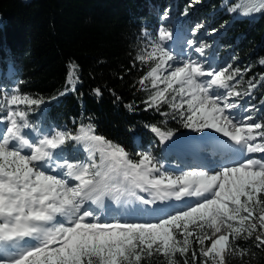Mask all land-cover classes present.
<instances>
[{
    "label": "snow or ice",
    "instance_id": "obj_1",
    "mask_svg": "<svg viewBox=\"0 0 264 264\" xmlns=\"http://www.w3.org/2000/svg\"><path fill=\"white\" fill-rule=\"evenodd\" d=\"M228 11L264 14V0H243ZM172 37L161 25L158 37L135 57L148 70L132 87L147 93L145 111L165 117L164 128L145 127L161 144L172 141L169 148L177 153L200 162L209 156L220 160L177 174L151 150L134 158L97 134L93 123L75 131L39 126L30 115L40 111L38 119H46L42 106L58 97L0 84V264H152L159 257L161 264H227L229 254H248L241 241L264 249V156L251 155L264 153V112L233 99L252 97L264 86V73L244 82L251 66L178 57L166 47ZM187 43L205 56L206 45ZM259 64L264 66V58ZM77 69L70 63L67 90L75 91L80 82ZM242 82L246 87L239 90ZM93 92L102 95L99 88ZM126 107L135 110L134 104ZM167 119L204 135L173 140ZM106 200L118 208L106 206ZM167 201L184 203L151 207ZM132 203L146 207H126Z\"/></svg>",
    "mask_w": 264,
    "mask_h": 264
},
{
    "label": "trees",
    "instance_id": "obj_2",
    "mask_svg": "<svg viewBox=\"0 0 264 264\" xmlns=\"http://www.w3.org/2000/svg\"><path fill=\"white\" fill-rule=\"evenodd\" d=\"M236 3L243 0H227V4L224 0H0V84L46 99L58 97L42 106L46 119H38L40 111L30 115L39 126L75 131L82 123H93L97 134L124 146L136 158L137 152L152 150L156 140L145 125L164 128L165 117L145 111L142 101L147 93L138 85L132 87L148 70L135 57L155 38L159 17L170 7L179 20L178 29L191 31L201 25L217 32L214 41L206 40L204 45L209 56L218 54V65L251 66L244 82L264 73L259 64L264 58V14L243 17L239 11L229 12ZM70 63L78 65L80 82L75 91L67 90ZM244 82L239 90L246 87ZM95 88L102 95H95ZM262 98L264 86L252 97L233 99L255 104L264 112ZM128 104H134L135 110L129 111ZM163 110L168 111L167 106ZM166 127L175 135L185 132L177 120L167 119ZM240 243L249 248L251 258L229 264H264V249L255 248L252 240ZM162 260L154 258L152 264Z\"/></svg>",
    "mask_w": 264,
    "mask_h": 264
},
{
    "label": "rangeland",
    "instance_id": "obj_3",
    "mask_svg": "<svg viewBox=\"0 0 264 264\" xmlns=\"http://www.w3.org/2000/svg\"><path fill=\"white\" fill-rule=\"evenodd\" d=\"M173 10H174V8L170 7L168 10H166L164 13H162L160 15V17H159L160 24L163 25V26H167L172 31L173 37H174L176 32L182 33L181 35H179L180 39L182 40V43L180 44L179 49H177V48H175L174 45L171 46V43H170L171 40H170V41L167 42L166 47H168L170 50H172L178 57H181V56L187 57L188 54H191L193 58H196V59H199V60H205V59L213 60V62L215 64H217L218 63L217 61H219V58H217L218 54H216L217 57L216 56L213 57V56H209L208 53H205V56L202 57V56H200L199 53H196L194 51V49L190 48L188 46V43H187L189 40H195L198 44L199 43H203L204 44L206 42V40H213L214 41V37L217 36V32H209V31H207L206 28H204L202 26L199 27L198 29H197V27L193 28V29H197L195 31V34H193V30L188 31L186 29H183V30L178 29L177 23L179 22V20H177L176 16L174 15V11ZM165 13L168 16V19H166V20L163 19V16L165 15ZM155 35H156L155 38L158 37V30H157ZM173 37H172V39H173ZM221 65L222 66H226L227 63L223 62ZM240 104L243 105V104H245V102L242 101V102H240ZM241 114L243 115L244 113H241ZM0 115H3V114L0 113ZM179 125H180L181 128H183L180 123H179ZM2 127H3V125H0V128H2ZM184 133H180V134H183V135H178L177 134L178 136L175 135L174 137H179L181 139H184L185 135L189 136V137H194V136L195 137H199V136L204 135L202 133L191 132L189 129H185ZM154 137H155V135H154ZM155 139H156L155 142L151 146V148H152L151 151L164 164V167L166 169H169V170H171V171H173V172L178 174L181 168H183L185 170H188L189 168L198 167L197 166L198 164H197L196 161H194V159H188L187 158V159H184L182 161V159L179 158V155H177L176 153H174L172 151L167 153L165 151L164 144H161L160 141L156 137H155ZM169 143L172 144V141H169ZM81 155H86V154H84L81 151ZM251 155L253 157H260V156H264V153H253ZM174 156H175V158H174ZM178 159L181 160V161H179ZM216 160L219 161L220 157H217ZM215 162H212V158H211V156H209V159L206 161L205 164L209 165V164H212V163L214 164ZM174 165H177V166H174ZM207 165H205V166H207ZM139 195L143 196L146 199L150 198L148 193H146V192H141V193H139ZM164 204L165 205L166 204H168V205L173 204L172 208H174L176 206H181L182 202H178L177 203V201H167ZM161 205H163V204H161ZM114 207L117 209V206L115 204H114ZM126 207L127 208H137L138 206L135 203H132V204H128ZM152 207H154V206H152ZM249 258H251L249 253L247 255L243 256L242 258L241 257H236L234 255L229 254V255H227V264L238 262V261H240L242 259H249Z\"/></svg>",
    "mask_w": 264,
    "mask_h": 264
},
{
    "label": "bare ground",
    "instance_id": "obj_4",
    "mask_svg": "<svg viewBox=\"0 0 264 264\" xmlns=\"http://www.w3.org/2000/svg\"><path fill=\"white\" fill-rule=\"evenodd\" d=\"M182 33H179V32H176L175 33V35H174V37L176 38L175 39V42L173 43V44H171V46H175V48H177V49H179V46H180V44L182 43V40L180 39V37H179V35H181ZM179 37V38H178ZM185 134V133H184ZM178 135H183V134H178ZM177 135V136H178ZM188 135V134H187ZM209 135H212V136H215V137H217L219 140L220 139H223V138H225V137H222V136H219V134H216V133H209ZM195 137V136H194ZM179 137H174L173 138V140H177ZM186 138H189V136H186L185 135V137H184V139H186ZM179 139H181V138H179ZM224 142L225 143H228V144H231V142L230 141H227V138H225L224 139ZM169 145H171V143H169V141H167V142H165L164 143V147H167V148H165V151L168 153V152H170V151H172V152H174V153H176L177 155H179V158H181L182 159V161L184 160V159H194L190 154H180V153H177L176 151H174V150H172V149H170L169 148ZM172 154V153H171ZM174 155V154H173ZM217 157H219V156H215V157H213V156H211V158H212V162H215V161H217L216 160V158ZM174 158H175V156H174ZM179 160V159H178ZM179 161H181V160H179ZM194 161H196L195 159H194ZM197 162V166L198 167H204L205 165H207V164H205L206 163V161H203V162H200V161H196ZM213 164V163H212ZM174 166H177V165H174ZM178 203V202H177ZM184 202H182V204H183ZM105 204H106V206H108V205H110L111 206V208H113V209H116L115 207H114V203H112L110 200H106L105 201ZM138 207H146V206H143V205H139L138 203H135ZM116 205V204H115ZM117 206V205H116ZM154 206V208L155 207H169L170 209H172V207H173V204H170V205H168V204H163V205H161V204H156V205H153ZM152 207V206H151ZM117 208H118V206H117ZM125 218H127V219H131V218H133V217H125Z\"/></svg>",
    "mask_w": 264,
    "mask_h": 264
}]
</instances>
